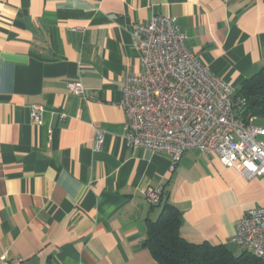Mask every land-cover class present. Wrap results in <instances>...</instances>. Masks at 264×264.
Instances as JSON below:
<instances>
[{
	"label": "crops",
	"instance_id": "0c3cea01",
	"mask_svg": "<svg viewBox=\"0 0 264 264\" xmlns=\"http://www.w3.org/2000/svg\"><path fill=\"white\" fill-rule=\"evenodd\" d=\"M176 18L187 46L234 92L264 66V0H0V256L7 264H154L143 245L164 199L189 241L229 245L264 206V180L216 155L126 141L123 77L141 70L132 27ZM78 80L92 100L74 95ZM44 107L40 124L30 105ZM95 129L105 131L98 150ZM162 187L152 204L146 191Z\"/></svg>",
	"mask_w": 264,
	"mask_h": 264
},
{
	"label": "built area",
	"instance_id": "2783aa9c",
	"mask_svg": "<svg viewBox=\"0 0 264 264\" xmlns=\"http://www.w3.org/2000/svg\"><path fill=\"white\" fill-rule=\"evenodd\" d=\"M132 37L139 52L141 70L123 77L120 106L126 116V141L134 148L162 152L170 169L190 149L212 153L226 168L246 179L264 180V122L241 118L236 112L233 89L213 74L187 46V35L171 15L154 14L133 25ZM70 91L84 100L78 80L68 81ZM30 118L40 124L44 107L30 105ZM105 131L95 129L93 146L98 150ZM162 187L146 191L147 200L159 202ZM264 259V206L245 210L235 222L231 239ZM5 255L0 264H7Z\"/></svg>",
	"mask_w": 264,
	"mask_h": 264
},
{
	"label": "trees",
	"instance_id": "16d2710c",
	"mask_svg": "<svg viewBox=\"0 0 264 264\" xmlns=\"http://www.w3.org/2000/svg\"><path fill=\"white\" fill-rule=\"evenodd\" d=\"M234 97L241 118L255 117L264 122V66L242 81ZM161 200L162 193L158 203ZM180 224V211L164 199L157 218L147 221L143 241L154 264H264V259L244 248L235 254L226 244L189 241L181 234Z\"/></svg>",
	"mask_w": 264,
	"mask_h": 264
},
{
	"label": "rangeland",
	"instance_id": "374dc122",
	"mask_svg": "<svg viewBox=\"0 0 264 264\" xmlns=\"http://www.w3.org/2000/svg\"><path fill=\"white\" fill-rule=\"evenodd\" d=\"M253 123L256 124V125H259V124L262 123V120H261V119H256ZM228 246L230 247V249H231L235 254H238V253L243 249V247L238 246V245H235V244H233V243H230Z\"/></svg>",
	"mask_w": 264,
	"mask_h": 264
}]
</instances>
